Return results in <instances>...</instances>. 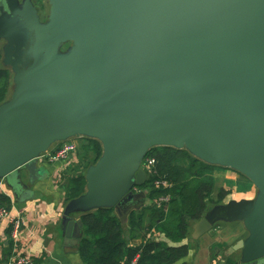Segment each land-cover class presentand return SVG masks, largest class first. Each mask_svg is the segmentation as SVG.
<instances>
[{
  "label": "water",
  "instance_id": "obj_1",
  "mask_svg": "<svg viewBox=\"0 0 264 264\" xmlns=\"http://www.w3.org/2000/svg\"><path fill=\"white\" fill-rule=\"evenodd\" d=\"M41 22L30 0H0L2 63L14 91L0 103V178L18 197L46 177L41 156L57 141L97 139L76 207L110 206L144 184L154 146L186 149L232 168L256 187L194 224L242 220L230 249L264 264V0H49ZM72 41L68 51L62 43ZM82 223L69 220L66 245Z\"/></svg>",
  "mask_w": 264,
  "mask_h": 264
},
{
  "label": "trees",
  "instance_id": "obj_2",
  "mask_svg": "<svg viewBox=\"0 0 264 264\" xmlns=\"http://www.w3.org/2000/svg\"><path fill=\"white\" fill-rule=\"evenodd\" d=\"M10 78L9 67L2 64L0 46V103L8 98ZM61 144H57L55 150ZM81 148L87 165L95 162L102 153L100 142L89 137L83 138ZM144 157L154 159L150 169L144 167L146 159H143L146 180L143 186H136L146 192V205L129 213L128 231L130 237L141 232L144 237L147 233L148 236L139 245H129L112 208L84 213L81 216L84 236L79 253L85 264H127L137 255L136 264H173L188 252L186 244L177 243L186 239L192 224L213 205L221 203L228 193L224 188H216L209 173L214 166L184 148L154 146ZM79 167L77 165L74 172L66 177L67 199L75 198L84 191L85 178ZM156 181H164L167 186L156 185ZM215 190L217 194L214 197ZM165 196H168L167 201L159 200ZM155 230L162 233L166 240L151 238Z\"/></svg>",
  "mask_w": 264,
  "mask_h": 264
},
{
  "label": "crops",
  "instance_id": "obj_3",
  "mask_svg": "<svg viewBox=\"0 0 264 264\" xmlns=\"http://www.w3.org/2000/svg\"><path fill=\"white\" fill-rule=\"evenodd\" d=\"M17 1L21 4L23 0ZM30 1L36 10H38V5H36L33 0ZM35 1L38 3V0ZM1 41L2 39H0V42ZM11 93L12 91L9 92L7 99H9ZM69 139L65 140V142H68ZM62 142L63 141H57L53 143L47 152H53L56 145ZM81 144H76L75 151L72 152L67 159L56 162L42 160L41 162L45 164L46 168V177L44 179H39L34 183H30L27 174L23 173L22 182L28 190V195L26 197L21 198L16 196L6 182L0 178V206L7 208L13 216L19 213L22 221L19 230V239L16 242L11 239L10 221L4 220L0 224V264H8L11 259L18 255L29 256L32 264H85L79 253L81 238L84 236L83 227H81L82 235L79 239V243L69 245L65 243L66 227L69 220L79 219L81 221L82 214L99 208L113 209V212L121 222L123 236L128 240L129 245L136 246L145 241L148 233L145 237L142 232L130 237L128 231L129 213L132 210H140L146 205V192L141 189L136 190V186L122 194L117 201L110 206H92L88 209H81L76 207L73 202L80 195L75 198L67 199L66 177L74 172L73 170L75 167L79 165L85 178L88 167L95 164L98 160L97 159L93 163H88L87 165L84 162L86 159ZM83 165H85L84 168H82ZM215 167L216 166L209 171L214 179V184L216 188H224L228 193L224 196L221 203L213 205L205 214L216 205H224L231 200H252L256 197L257 189L245 175L242 174L252 183L253 189L251 192L245 190L241 193L237 191V188L232 190L226 184L227 180L236 182V180L243 177L241 173L236 170V173L217 170ZM87 190L85 179V188L82 194H85ZM225 197L229 198L225 199ZM198 221L194 222L190 227L187 238L177 243L186 244L188 246V252L183 258L173 264L251 263V261H241V249L231 253L229 252V249L235 243L239 240L246 239L249 235L242 220H216L212 224V230L210 232H206L198 238H194L192 236V230L194 224ZM235 222H239L241 227H235L238 223L232 227L226 228H222L219 225V223L232 224ZM205 234H208V238L202 240L201 238ZM152 235L151 238L156 240H166L165 236L157 230L153 231ZM169 243L172 244L171 242Z\"/></svg>",
  "mask_w": 264,
  "mask_h": 264
},
{
  "label": "built area",
  "instance_id": "obj_4",
  "mask_svg": "<svg viewBox=\"0 0 264 264\" xmlns=\"http://www.w3.org/2000/svg\"><path fill=\"white\" fill-rule=\"evenodd\" d=\"M76 149V143L74 142H67L63 145H61L58 149H56L53 152H46L44 153L40 160H45L48 162H56L59 160H63V159H67L68 156L74 152ZM154 164V159L149 158L146 159V162L144 164V167H146L147 169H150ZM158 184H163L166 185V182L164 181H156V185ZM161 201H167L168 200V196L165 197H160ZM4 220H9L10 224H11V239L16 242L19 239V230L21 228L22 225V221H21V217L20 214L17 213L15 216L11 215L10 211L3 207L0 206V224L4 221ZM137 256H135L129 263L127 264H136L137 261ZM8 264H32L31 258L29 256H15L13 259H11V261H9Z\"/></svg>",
  "mask_w": 264,
  "mask_h": 264
},
{
  "label": "rangeland",
  "instance_id": "obj_5",
  "mask_svg": "<svg viewBox=\"0 0 264 264\" xmlns=\"http://www.w3.org/2000/svg\"><path fill=\"white\" fill-rule=\"evenodd\" d=\"M34 3L36 5H38V10H37V13L39 15V19L41 22H46L49 15H50V3H49V0H38V3L33 0ZM4 41L2 40L0 42V46L2 48V45H3ZM72 45V41H67L65 43H62L61 46H60V51L62 52H66L68 51L69 47ZM10 69V68H9ZM11 71V69H10ZM14 81H13V72L11 71V78H10V85H9V90L8 91H14ZM86 136H77V137H73V138H70L68 142H74L76 144H81V141H83V138H85ZM64 142V143H63ZM61 145L65 144V141H63ZM100 142V141H99ZM67 143V142H66ZM101 144V143H100ZM102 148V146H101ZM212 166H216L215 168L217 170H222V171H228V172H231V173H236V171L234 169H231V168H228V167H221V166H218V165H212ZM48 173V172H47ZM218 173V172H217ZM242 175V174H241ZM243 176V175H242ZM241 177L240 179L236 180L235 181H232V180H227L226 181V184L229 188H231L232 190L233 189H236L237 188V191L238 192H243V191H247V192H251V190L253 189V185L252 183L245 177ZM61 183V182H59ZM221 184V183H220ZM217 190H215V192L213 193L214 197L216 196ZM229 197H225V199H228ZM238 223V224H237ZM235 224H237L235 227H241V224L239 222H235V223H232V224H228V223H219V225L222 227V228H226V227H232L234 226ZM208 234H205L202 236V240H206L208 238L207 236Z\"/></svg>",
  "mask_w": 264,
  "mask_h": 264
},
{
  "label": "bare ground",
  "instance_id": "obj_6",
  "mask_svg": "<svg viewBox=\"0 0 264 264\" xmlns=\"http://www.w3.org/2000/svg\"><path fill=\"white\" fill-rule=\"evenodd\" d=\"M63 143H64V142H63ZM65 143H66V142H65ZM144 158H145V157H144ZM76 159H77V158H76ZM145 159H146V158H145ZM70 160H71V159H70ZM72 162H73V161H72ZM146 173H147V172H146ZM142 186H143V185H142ZM166 186H167V185H166ZM132 188H133V187H132ZM139 188H140V187H139ZM140 189H141V188H140ZM136 190H138V189H136ZM146 198H147V197H146ZM9 223H10V222H9ZM129 262H130V261H129ZM129 262H128V263H129Z\"/></svg>",
  "mask_w": 264,
  "mask_h": 264
},
{
  "label": "flooded vegetation",
  "instance_id": "obj_7",
  "mask_svg": "<svg viewBox=\"0 0 264 264\" xmlns=\"http://www.w3.org/2000/svg\"><path fill=\"white\" fill-rule=\"evenodd\" d=\"M25 186V185H24Z\"/></svg>",
  "mask_w": 264,
  "mask_h": 264
}]
</instances>
